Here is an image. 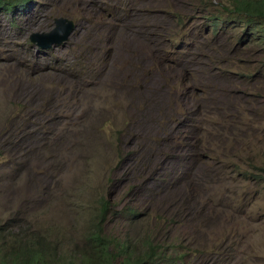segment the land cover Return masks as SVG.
Segmentation results:
<instances>
[{
  "label": "rangeland",
  "instance_id": "1",
  "mask_svg": "<svg viewBox=\"0 0 264 264\" xmlns=\"http://www.w3.org/2000/svg\"><path fill=\"white\" fill-rule=\"evenodd\" d=\"M228 1L29 0L24 10H0V258H30L31 233L56 256L74 257L104 198V232L136 251L148 237L168 254L184 251L187 264H264V184L202 178L203 165L188 166L190 151L176 137L194 131L171 116L227 120L234 154L264 153V75L234 74L253 71L262 52L238 44L232 23L213 27L208 17ZM176 12L191 18L178 48L165 38L177 29ZM56 17L74 23L68 38L34 45L29 35ZM183 70L191 95L172 107L180 95L166 81ZM241 113L244 123L256 120L244 138L229 125ZM209 185L228 189L218 206L204 200ZM210 246L217 253L197 251Z\"/></svg>",
  "mask_w": 264,
  "mask_h": 264
},
{
  "label": "trees",
  "instance_id": "2",
  "mask_svg": "<svg viewBox=\"0 0 264 264\" xmlns=\"http://www.w3.org/2000/svg\"><path fill=\"white\" fill-rule=\"evenodd\" d=\"M29 0H0V10L8 13L16 11V9H25V5ZM217 14L208 15L212 26H220L217 24V20H220L221 25L232 23L238 30V44L242 45L253 44L259 47L262 52L261 61L259 65L253 69V71L247 70L243 67H237L234 70L236 78L241 80H253L254 77L264 75L262 69H264V0H229L228 4L222 5L220 9H217ZM176 15L177 29L168 34L167 38L176 43L178 48L179 44L185 40H177L175 36H178V32L184 31L188 26L190 19L185 21L183 15L179 12ZM218 16V17H215ZM186 23V25H185ZM185 26V27H184ZM184 27V28H183ZM162 61V60H161ZM159 61V63H161ZM164 62V60H163ZM241 63V61H238ZM243 64V63H242ZM231 69H221L225 74L229 73ZM189 70H183L177 79H167V83L170 86L171 95L175 97L180 95L177 99H172L170 102L172 107H178L183 105L181 95L190 94V79ZM159 87V86H158ZM201 91L200 89H198ZM245 94V92H243ZM191 95V94H190ZM180 101V102H179ZM195 112H198L195 111ZM197 115H190L182 117V111H173L171 116L174 118L175 124L180 123L181 127L186 126L190 130H193L191 134L184 133L177 135L178 142H185V148L189 149V153L186 154L188 160V166H198L200 163L203 165L200 173L204 177L216 176L219 180L235 181V180H251L257 184H264V153L258 151L251 156H248L245 160L244 153L234 154L233 145L224 139V133L227 128V120L218 122L204 114V117L198 119ZM232 116V115H231ZM246 117L240 114L238 120H234L229 123L230 126H235L241 133L239 137L244 138L246 130L253 129L256 120L248 118V123H244ZM258 129V127H256ZM228 133H231L228 131ZM243 134V135H242ZM188 135H190L189 138ZM224 139V140H223ZM238 137L235 139V143ZM243 141V140H242ZM173 143L176 141L173 139ZM247 164H242L246 163ZM192 173V170H191ZM193 174V173H192ZM192 174H190L192 176ZM195 174V173H194ZM196 175V174H195ZM193 177V176H192ZM208 193L204 198L207 204L220 205L222 196L228 189L213 188L209 185L206 189ZM232 209L237 210L232 200L227 201ZM99 207L95 214L89 217V227L84 234V246L79 253L74 257L69 258L67 256L60 257V254H56L52 251L50 243L46 242L42 236H38L35 233H31L29 238H25V251L31 250L30 258L26 260H15L13 258L6 259L0 258V264H114L115 260H118V264H187L184 260L186 253L183 251L181 254H168L164 251L159 244L153 243L151 239L145 237L141 240V249L135 250L130 241L120 240L113 234H106L103 230V223L107 217L109 211V203L107 199L100 198L98 200ZM185 208V206H182ZM262 209V208H261ZM129 214L136 216L137 212L134 208L128 209ZM35 235H37L35 237ZM17 237V240L24 237ZM16 237L13 235L8 236L9 242L15 243ZM229 240V235L228 239ZM49 245V246H48ZM224 247V246H223ZM221 247V251H223ZM14 247H10L12 253ZM197 251H202L205 254L217 253L214 247L201 248ZM220 254L224 255L227 259V248ZM18 255L15 253L14 258ZM4 258V259H3Z\"/></svg>",
  "mask_w": 264,
  "mask_h": 264
},
{
  "label": "water",
  "instance_id": "3",
  "mask_svg": "<svg viewBox=\"0 0 264 264\" xmlns=\"http://www.w3.org/2000/svg\"><path fill=\"white\" fill-rule=\"evenodd\" d=\"M74 28V23L65 17H56L53 26L47 31L32 32L29 40L41 49L65 41Z\"/></svg>",
  "mask_w": 264,
  "mask_h": 264
}]
</instances>
